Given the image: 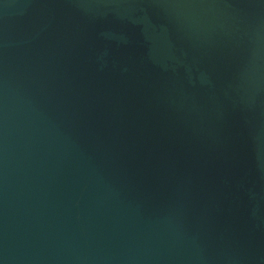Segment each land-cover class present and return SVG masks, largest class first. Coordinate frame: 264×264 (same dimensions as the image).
I'll return each mask as SVG.
<instances>
[{"label":"water","instance_id":"water-1","mask_svg":"<svg viewBox=\"0 0 264 264\" xmlns=\"http://www.w3.org/2000/svg\"><path fill=\"white\" fill-rule=\"evenodd\" d=\"M0 264H264V0H0Z\"/></svg>","mask_w":264,"mask_h":264}]
</instances>
